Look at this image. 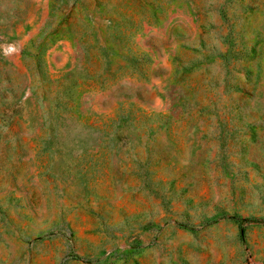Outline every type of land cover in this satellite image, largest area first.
<instances>
[{
    "label": "rangeland",
    "instance_id": "1",
    "mask_svg": "<svg viewBox=\"0 0 264 264\" xmlns=\"http://www.w3.org/2000/svg\"><path fill=\"white\" fill-rule=\"evenodd\" d=\"M0 264H264V0H0Z\"/></svg>",
    "mask_w": 264,
    "mask_h": 264
},
{
    "label": "trees",
    "instance_id": "2",
    "mask_svg": "<svg viewBox=\"0 0 264 264\" xmlns=\"http://www.w3.org/2000/svg\"><path fill=\"white\" fill-rule=\"evenodd\" d=\"M239 224H240V228H241V231L243 232L244 229L246 228V225H249L251 223H256L258 222L257 220L255 219H242L240 217H235L234 218Z\"/></svg>",
    "mask_w": 264,
    "mask_h": 264
}]
</instances>
